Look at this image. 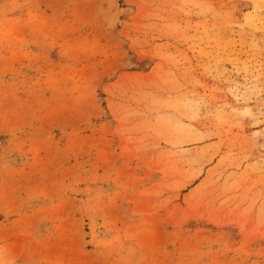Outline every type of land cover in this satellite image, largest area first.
<instances>
[{
	"label": "rangeland",
	"instance_id": "374dc122",
	"mask_svg": "<svg viewBox=\"0 0 264 264\" xmlns=\"http://www.w3.org/2000/svg\"><path fill=\"white\" fill-rule=\"evenodd\" d=\"M0 264H264V0H0Z\"/></svg>",
	"mask_w": 264,
	"mask_h": 264
}]
</instances>
